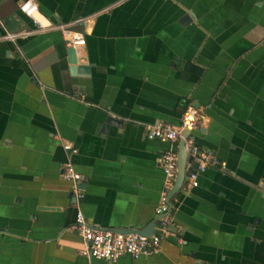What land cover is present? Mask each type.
I'll return each instance as SVG.
<instances>
[{"label": "crops", "instance_id": "1", "mask_svg": "<svg viewBox=\"0 0 264 264\" xmlns=\"http://www.w3.org/2000/svg\"><path fill=\"white\" fill-rule=\"evenodd\" d=\"M23 1L0 0V264H264V0H33L43 24L84 33L90 75L76 77L61 33L38 31ZM189 105L222 167L172 200L157 254L82 256L78 212L97 230L156 220L170 145L146 128L179 126ZM108 115L123 124L103 135Z\"/></svg>", "mask_w": 264, "mask_h": 264}, {"label": "built area", "instance_id": "2", "mask_svg": "<svg viewBox=\"0 0 264 264\" xmlns=\"http://www.w3.org/2000/svg\"><path fill=\"white\" fill-rule=\"evenodd\" d=\"M19 11L32 21L38 31H59L67 46L75 49L76 52L85 46L84 33L72 30V26L43 24L39 18V9L35 1H23L19 5ZM0 26L2 27L1 22ZM14 37V35L8 33L5 36L7 39H13ZM199 119V109L189 105L182 114L179 126H173L164 121H156L146 128V137L149 140H158L170 145V149L165 150L160 157L164 174V187L155 209L156 221L152 236L145 237L133 233L120 234L111 230L93 229L87 224L83 215L78 212L71 230L82 238L84 244V248L80 251L82 256L104 261L105 263H114L122 256L136 259L157 254L160 251V244L164 238L169 236V228L172 225L168 195L177 175L176 145L184 132L192 134L197 129ZM184 146L187 153L185 167L187 180L184 182L182 190L188 191L197 187V177L200 173L210 168L222 167V164L210 151L199 147L193 135L184 139ZM63 149L69 152V155H74L77 152L72 149L70 144L63 145ZM193 165L197 166L196 169H193ZM62 171L63 179L71 184L75 202L80 203L84 198V190L81 189V185L85 180L84 176L75 170L70 160L63 165Z\"/></svg>", "mask_w": 264, "mask_h": 264}, {"label": "water", "instance_id": "3", "mask_svg": "<svg viewBox=\"0 0 264 264\" xmlns=\"http://www.w3.org/2000/svg\"><path fill=\"white\" fill-rule=\"evenodd\" d=\"M189 18L184 17L182 19V23L188 22ZM1 27V26H0ZM66 54H67V63L70 66L69 67V72L70 75L73 77H76L77 75L79 76H89L90 75V66L89 65H84L79 63L78 58H77V52L73 48H68L66 49ZM123 122L115 117H112L110 115L106 116L105 119L103 120V123L101 124L100 128V134H107L108 129L113 126L117 128L122 127ZM192 134L188 132H184L182 134V138L179 140L178 143V148H177V175L176 179L174 181L173 187L168 195V206L169 208H172V200L181 194L182 192V186L184 182L187 180L186 177V162H187V153L185 150L184 146V139L187 138L188 136H192ZM190 161V159H189ZM196 165H193V169H196ZM85 184L83 183L81 185V189H84ZM155 221L154 220L148 227H146L143 230H134V231H116V230H111L115 233H120V234H138L140 236H145V237H150L154 233V227H155Z\"/></svg>", "mask_w": 264, "mask_h": 264}]
</instances>
